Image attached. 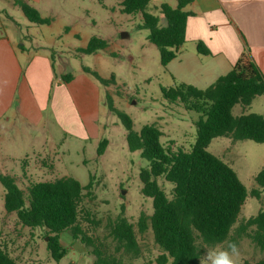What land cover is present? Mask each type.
<instances>
[{
    "label": "rangeland",
    "instance_id": "obj_1",
    "mask_svg": "<svg viewBox=\"0 0 264 264\" xmlns=\"http://www.w3.org/2000/svg\"><path fill=\"white\" fill-rule=\"evenodd\" d=\"M121 1L41 0V16L50 22L43 26L28 22L19 8L12 12L0 4L7 10L1 13L2 19L9 12L20 24L21 35L29 34L43 44H52L58 52L63 51L62 55H55V63L62 65L64 74L77 77L76 83H80L82 75L86 74L84 67L102 79H114L112 84L102 86L86 74L87 79L101 91L98 119L104 128L101 140L108 141L103 157L96 155L100 141L81 143L70 138L63 145L61 132V144L55 151L56 155L43 156V159L37 157L42 150L47 151L41 147L43 134H38L33 144L21 141L20 145H13L14 149L10 143L0 145L3 148L9 145L11 154L10 157L4 153L0 156V173L15 178L25 195L30 183L72 177L85 187L91 180L93 198H85L82 207L90 212L98 226L87 228L89 234L102 239L110 251H114L115 243L108 238V224L124 214L137 232L139 216L152 214V200L142 195L139 178L140 171L148 168V162L140 157L139 151L128 150L126 131L108 111L106 95L111 98L115 109L132 120L135 132L146 125L156 126L161 132L160 143L173 152L191 150L199 118L181 103L170 104L163 98L161 88H170L180 82L174 78L173 68L168 70L161 66L157 48L147 40L148 31L141 28V16L123 14ZM164 2L173 8L176 6V0ZM159 6L150 2L147 11L158 16ZM92 37L105 40L107 48L97 54H81L79 50L85 49ZM26 46L31 47L30 40ZM184 47L191 48V44ZM232 113L235 116L250 113L264 116V95L253 99L248 108L236 106ZM208 151L235 171L246 187L248 197L228 238L216 245L200 246L201 263L220 264L225 253L232 264H255L264 260V247L256 241L262 232L256 225L248 224L264 210V190L256 183L257 174L264 168V144L216 138ZM157 183L170 198L173 186L163 178H158ZM254 193H258V197ZM3 197L4 190L0 185V246L17 264H94V257L68 232L60 235L66 255L55 263L46 248L48 238L45 231L20 225L14 213L5 212ZM137 241L138 257L121 255V260L125 264H156L161 251L152 232L147 230L144 234H137Z\"/></svg>",
    "mask_w": 264,
    "mask_h": 264
},
{
    "label": "trees",
    "instance_id": "obj_2",
    "mask_svg": "<svg viewBox=\"0 0 264 264\" xmlns=\"http://www.w3.org/2000/svg\"><path fill=\"white\" fill-rule=\"evenodd\" d=\"M193 1L176 0L174 8L164 2L157 8L158 16L147 11L150 0L121 1L123 14L141 16V28L148 31L147 40L157 48L164 69L179 56L185 44L186 22L191 16L185 8ZM17 5L31 24L43 26L50 23L24 2L17 1ZM106 48L105 40L92 37L86 48L79 52L92 55ZM196 53L211 56L202 42L196 43ZM83 72L102 86L114 81L113 77L102 79L85 67ZM72 79V75L66 74L60 77V82L69 83ZM161 93L168 103H181L187 111L199 115L195 143L189 152H173L164 147L160 143L161 132L154 125L143 126L135 132L132 120L115 109L111 98L106 95L108 111L126 131L128 150L139 151L140 157L148 162V168L140 171L139 178L142 195L152 200V214L139 216L137 232L124 214L108 224V238L115 243L114 251H110L102 239L90 235L87 228L98 226L90 212L82 207L85 198H93L91 180L85 187L72 177L30 183L25 195L15 178L0 173L5 212L14 213L23 227L45 231L48 238L46 248L55 263L66 255L60 242V235L66 232L94 257V264H125L121 255L137 258V234H144L147 230L152 232L161 251L156 264H202L200 246L216 245L228 238L248 191L235 171L208 148L216 138L264 144V116L254 113L235 116L232 113L236 106L248 108L253 99L264 95V74L245 50L231 71L207 88L178 83L161 88ZM107 144L106 139L98 143V157L104 154ZM158 178L173 186L170 198L158 186ZM256 183L264 190V168L257 174ZM254 196L258 197V193ZM248 224L260 229L262 235L256 241L264 247V210ZM0 264H17L2 246ZM255 264H264V260Z\"/></svg>",
    "mask_w": 264,
    "mask_h": 264
},
{
    "label": "crops",
    "instance_id": "obj_3",
    "mask_svg": "<svg viewBox=\"0 0 264 264\" xmlns=\"http://www.w3.org/2000/svg\"><path fill=\"white\" fill-rule=\"evenodd\" d=\"M17 1L41 16V0H0V4L14 12L19 8ZM164 1L150 0L154 5ZM3 11L7 10L0 7V145L10 143L14 149L13 145L21 141L33 144L37 135L43 134L41 147L48 154L45 150L37 154L43 159L56 155L60 132L63 145L70 138L81 143L101 141V91L86 74L80 83H76L77 77L61 83L60 77L66 74L62 65H56L55 55L63 51L29 34L21 35L18 21L9 12L2 19ZM185 11L191 16L186 22L184 45L191 44V48L183 49V45L179 56L166 68H173L172 74L180 83L207 88L229 73L245 50L264 74V0H194ZM197 42H202L211 56L198 55ZM3 153L11 156L9 145L0 147V156Z\"/></svg>",
    "mask_w": 264,
    "mask_h": 264
},
{
    "label": "clouds",
    "instance_id": "obj_4",
    "mask_svg": "<svg viewBox=\"0 0 264 264\" xmlns=\"http://www.w3.org/2000/svg\"><path fill=\"white\" fill-rule=\"evenodd\" d=\"M224 256V259L221 260L220 264H232V261L227 258V254H222Z\"/></svg>",
    "mask_w": 264,
    "mask_h": 264
}]
</instances>
